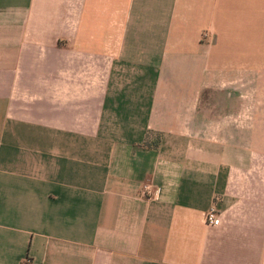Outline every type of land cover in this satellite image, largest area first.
I'll return each mask as SVG.
<instances>
[{"label": "crops", "instance_id": "1", "mask_svg": "<svg viewBox=\"0 0 264 264\" xmlns=\"http://www.w3.org/2000/svg\"><path fill=\"white\" fill-rule=\"evenodd\" d=\"M0 264H264V0H0Z\"/></svg>", "mask_w": 264, "mask_h": 264}, {"label": "built area", "instance_id": "2", "mask_svg": "<svg viewBox=\"0 0 264 264\" xmlns=\"http://www.w3.org/2000/svg\"><path fill=\"white\" fill-rule=\"evenodd\" d=\"M140 193L144 196L154 197L155 190L149 183H144L141 186ZM204 221L208 225H218L220 218L215 206H211L204 214Z\"/></svg>", "mask_w": 264, "mask_h": 264}]
</instances>
